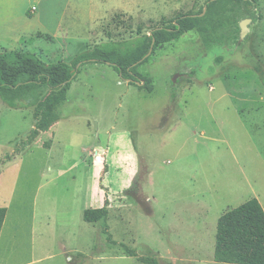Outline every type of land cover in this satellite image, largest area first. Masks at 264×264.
<instances>
[{"label":"rangeland","instance_id":"rangeland-1","mask_svg":"<svg viewBox=\"0 0 264 264\" xmlns=\"http://www.w3.org/2000/svg\"><path fill=\"white\" fill-rule=\"evenodd\" d=\"M213 1L0 0V53L70 63ZM136 71L150 89L109 64L81 66L60 120L30 144L49 90L13 95L22 109L0 98V264H223L218 218L253 198L264 210V0H223ZM102 207L105 220H83Z\"/></svg>","mask_w":264,"mask_h":264},{"label":"trees","instance_id":"trees-1","mask_svg":"<svg viewBox=\"0 0 264 264\" xmlns=\"http://www.w3.org/2000/svg\"><path fill=\"white\" fill-rule=\"evenodd\" d=\"M223 0L207 4L204 15H180L172 24L153 29L137 41H109L93 46L87 52L77 55L70 63H46L29 52L0 53V98L11 109H22L24 104H17L16 99L27 91L41 86L49 90L47 96L34 108V127L26 138L25 144L32 143L41 132H47L61 118V108L67 100L72 82L76 79L79 68L88 63L109 64L129 84L144 86L148 79L141 77L136 68L146 62V56L153 48L170 42L194 28H201L213 7ZM250 19L255 16L250 14ZM264 83V76L262 75ZM11 96V97H9ZM7 214L5 207H0V232ZM106 207L86 209L83 220L96 223L107 218ZM106 240L115 244L105 226ZM124 247V245H122ZM130 256L136 252L125 248ZM213 259L223 264H264V210L256 198L250 199L238 207L222 214L217 221ZM144 264H161L154 257H143Z\"/></svg>","mask_w":264,"mask_h":264},{"label":"water","instance_id":"water-1","mask_svg":"<svg viewBox=\"0 0 264 264\" xmlns=\"http://www.w3.org/2000/svg\"><path fill=\"white\" fill-rule=\"evenodd\" d=\"M251 22V19H246L243 20L240 24V28H241V32H240V39H244V37L247 35L248 32V23ZM176 80H174L173 82H175Z\"/></svg>","mask_w":264,"mask_h":264},{"label":"crops","instance_id":"crops-1","mask_svg":"<svg viewBox=\"0 0 264 264\" xmlns=\"http://www.w3.org/2000/svg\"><path fill=\"white\" fill-rule=\"evenodd\" d=\"M31 11H32V9H31Z\"/></svg>","mask_w":264,"mask_h":264}]
</instances>
